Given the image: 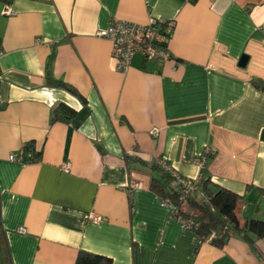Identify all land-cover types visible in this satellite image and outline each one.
Instances as JSON below:
<instances>
[{"label": "crops", "instance_id": "0c3cea01", "mask_svg": "<svg viewBox=\"0 0 264 264\" xmlns=\"http://www.w3.org/2000/svg\"><path fill=\"white\" fill-rule=\"evenodd\" d=\"M9 5L4 14L0 0V224L12 264H74L80 250L111 264H264V237L234 234L217 247L150 189L152 166L165 159L264 220V0ZM151 18L171 25L170 57L136 53L116 70L96 31ZM60 104L73 115L54 119ZM28 143L33 160H18Z\"/></svg>", "mask_w": 264, "mask_h": 264}, {"label": "trees", "instance_id": "16d2710c", "mask_svg": "<svg viewBox=\"0 0 264 264\" xmlns=\"http://www.w3.org/2000/svg\"><path fill=\"white\" fill-rule=\"evenodd\" d=\"M51 80L48 75V83L51 82L56 86L66 88L74 94L76 93L75 89L70 85L62 81ZM73 113L66 105L60 104L54 109V119L65 118V116L71 117ZM34 156L33 144H26L22 151L23 162L33 160ZM152 168L158 176H154L151 179L150 189L156 193L159 202L167 201L171 207L176 209L177 215L181 216L182 219H192L197 226H192L190 230L196 232L201 239L208 240L217 247H222L234 234H240L249 241L264 237V220L242 216L240 212V197L236 193L223 187L211 190L209 178H207L201 179L199 182L201 191L204 193L201 201L195 198L197 191L191 197L181 198L177 180L161 168L157 162ZM187 204L192 207V210L188 211L185 209ZM212 233H214L213 237H211ZM0 254L5 264H12L8 241L1 224ZM74 264H111V259L103 255L80 250Z\"/></svg>", "mask_w": 264, "mask_h": 264}, {"label": "built area", "instance_id": "2783aa9c", "mask_svg": "<svg viewBox=\"0 0 264 264\" xmlns=\"http://www.w3.org/2000/svg\"><path fill=\"white\" fill-rule=\"evenodd\" d=\"M4 14H11L12 10L9 5V0H4ZM171 25L167 24L165 29H162L157 19L151 18L147 23L140 24L132 21L114 19L107 28L98 29L96 35L108 39L112 44V59L115 69L120 72H125L134 54H141L144 59L149 61L165 60L170 57L169 51L165 47ZM2 104L0 99V105ZM157 129H152V133H156ZM13 158V157H12ZM24 161L22 156L18 159ZM195 163L199 167L204 166V161L196 160ZM157 164L172 177L177 180L181 195L180 197H191L198 190L200 177H182L174 170L165 159H158ZM206 200V198H205ZM160 204L169 209V214L175 218L184 228L191 229L192 226H197L192 219L184 220L177 215L176 209L171 207L167 201H161ZM99 220L98 217L94 218ZM19 232H25L24 227L18 228ZM214 233L211 234V237Z\"/></svg>", "mask_w": 264, "mask_h": 264}, {"label": "water", "instance_id": "95a60500", "mask_svg": "<svg viewBox=\"0 0 264 264\" xmlns=\"http://www.w3.org/2000/svg\"><path fill=\"white\" fill-rule=\"evenodd\" d=\"M248 56L246 54H242L239 58L238 65L241 67H245L247 61H248Z\"/></svg>", "mask_w": 264, "mask_h": 264}, {"label": "rangeland", "instance_id": "374dc122", "mask_svg": "<svg viewBox=\"0 0 264 264\" xmlns=\"http://www.w3.org/2000/svg\"><path fill=\"white\" fill-rule=\"evenodd\" d=\"M0 264H5V261L1 258V254H0Z\"/></svg>", "mask_w": 264, "mask_h": 264}]
</instances>
